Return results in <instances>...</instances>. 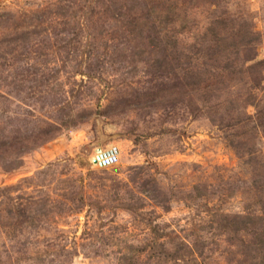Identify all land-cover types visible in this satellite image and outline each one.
I'll return each instance as SVG.
<instances>
[{"label":"rangeland","instance_id":"rangeland-1","mask_svg":"<svg viewBox=\"0 0 264 264\" xmlns=\"http://www.w3.org/2000/svg\"><path fill=\"white\" fill-rule=\"evenodd\" d=\"M0 264H264V0H0Z\"/></svg>","mask_w":264,"mask_h":264},{"label":"water","instance_id":"water-1","mask_svg":"<svg viewBox=\"0 0 264 264\" xmlns=\"http://www.w3.org/2000/svg\"><path fill=\"white\" fill-rule=\"evenodd\" d=\"M111 154V152H107V153H104V154H100L99 156H97V159L98 160H102V162H104V163H108V162H110L112 159H114L113 157H110V158H108V159H111V160H104V158L105 157H108V155H110ZM94 161H96V160H94Z\"/></svg>","mask_w":264,"mask_h":264}]
</instances>
